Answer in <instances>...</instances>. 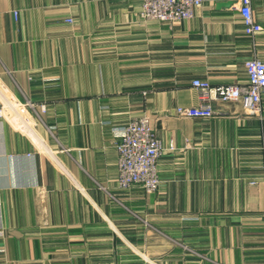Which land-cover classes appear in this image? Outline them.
Listing matches in <instances>:
<instances>
[{"label": "crops", "instance_id": "0c3cea01", "mask_svg": "<svg viewBox=\"0 0 264 264\" xmlns=\"http://www.w3.org/2000/svg\"><path fill=\"white\" fill-rule=\"evenodd\" d=\"M238 7L169 24L140 0H0V105L29 119L0 120V264H264V97L176 115L194 79L244 84L264 60V0L254 37ZM141 115L164 149L150 195L117 187L116 134Z\"/></svg>", "mask_w": 264, "mask_h": 264}, {"label": "built area", "instance_id": "2783aa9c", "mask_svg": "<svg viewBox=\"0 0 264 264\" xmlns=\"http://www.w3.org/2000/svg\"><path fill=\"white\" fill-rule=\"evenodd\" d=\"M204 2L205 0H140L138 18L144 23L157 21L178 24L193 19L195 11L200 9ZM237 11L242 18L243 32L246 35L254 37L262 32L261 25L255 22L251 0H239ZM13 16L16 21L18 14L15 12ZM65 22L73 24V19L68 18ZM244 71L247 77L244 84L211 86L208 81L194 79L191 86L198 91L199 106L177 107L176 115L181 118L210 119L215 116L213 108L215 103L232 102L241 103L247 115H258L264 97V60L257 57L247 59L244 62ZM26 106L34 108L30 103ZM19 108L17 102L1 103L0 120L11 121L22 113V120L28 127L29 119ZM41 110H44V107H41ZM116 137L117 186L120 189L139 186L146 194L156 193L161 184L157 166L164 149L151 126L149 117L141 115L131 118ZM168 150L173 151L174 146L170 144ZM0 234L3 236V233Z\"/></svg>", "mask_w": 264, "mask_h": 264}, {"label": "rangeland", "instance_id": "374dc122", "mask_svg": "<svg viewBox=\"0 0 264 264\" xmlns=\"http://www.w3.org/2000/svg\"><path fill=\"white\" fill-rule=\"evenodd\" d=\"M121 130V129H120ZM119 130V131H120ZM155 132V131H154ZM116 145H117V143H116ZM157 173H158V171H157ZM117 175H118V171H117ZM160 179V178H159ZM161 181V180H160ZM118 187V186H117ZM119 188V187H118ZM120 189V188H119ZM121 190H126V189H121ZM143 190V189H142ZM157 191H158V189H157ZM157 191H156V193H157ZM154 194V193H153ZM150 195V194H149ZM0 233H3L2 231H1V229H0ZM2 234H0V237H3V236H1Z\"/></svg>", "mask_w": 264, "mask_h": 264}, {"label": "water", "instance_id": "95a60500", "mask_svg": "<svg viewBox=\"0 0 264 264\" xmlns=\"http://www.w3.org/2000/svg\"><path fill=\"white\" fill-rule=\"evenodd\" d=\"M221 5H223V4H221ZM228 5H229V3H225L223 6L227 7Z\"/></svg>", "mask_w": 264, "mask_h": 264}]
</instances>
